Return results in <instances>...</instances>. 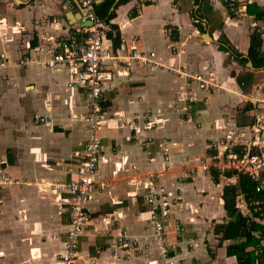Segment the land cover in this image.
<instances>
[{"label":"crops","instance_id":"obj_1","mask_svg":"<svg viewBox=\"0 0 264 264\" xmlns=\"http://www.w3.org/2000/svg\"><path fill=\"white\" fill-rule=\"evenodd\" d=\"M236 2L245 10L239 20L223 0H129L111 8L103 48L116 58L103 62L110 79L94 132L79 117L87 111L83 84L68 65H46L61 44L84 36L85 11L76 0H0V264H58L77 202L68 187L94 134L102 145L97 185L73 264H237L226 255L235 241L213 233L227 221L229 181L214 183L209 169L221 144L224 155L243 145L264 158V67L237 60L247 58L255 30L264 57V21L246 12L248 4L264 10V0ZM108 31L120 34L118 48ZM133 51L154 53V64L128 60ZM150 185L169 203L162 241L149 221ZM238 207L246 213L242 197ZM136 245L142 249L133 251Z\"/></svg>","mask_w":264,"mask_h":264},{"label":"built area","instance_id":"obj_2","mask_svg":"<svg viewBox=\"0 0 264 264\" xmlns=\"http://www.w3.org/2000/svg\"><path fill=\"white\" fill-rule=\"evenodd\" d=\"M80 7L85 11L79 18V24L82 26L83 37L71 38L59 47V51L53 54L47 61L46 65L50 68L59 64H66L71 69V74L81 82L84 86V91L81 93V99L87 105V111L80 114L79 117L85 121L89 127L97 132L99 124L103 115V107L101 104L102 86L104 81L110 79L109 73L103 70V62L105 60L115 59L116 57L109 51L103 48V23L100 22L93 12L91 0H76ZM223 4L232 16L233 19L239 20L245 16V10L237 5L236 0H223ZM128 60L139 63L143 66H151L154 64V53H139L133 51ZM24 62L21 61L20 65ZM3 64L0 63V66ZM81 66L78 70L76 66ZM200 89H209V84L196 76L192 79ZM73 87V84H68ZM261 102L264 104V95ZM215 146V145H214ZM218 153L213 160L212 168L217 170H231L235 169L240 173L246 175L247 178L260 182L256 187L259 192L264 188V158L262 154H248L243 158L228 154L224 155L227 147L219 145ZM101 139L96 134L86 142L83 150V158L81 162L80 171L78 174V181L69 185V190L76 196L77 202L72 206V219L70 228L66 235L65 251L59 256L58 264H73L77 258L78 238L84 230L88 218V209L86 204L91 198L92 192L96 188L95 175L99 164L101 154ZM205 170L209 168L204 166ZM105 186V184H102ZM151 190V191H150ZM147 203L151 207L149 214V221L154 225L155 237L162 241L164 221L167 217L166 211L169 208V203L158 197L152 191L150 185L149 195H147ZM175 231L178 235L181 233V224L174 225ZM125 233L121 232L117 236V243L120 247L124 244ZM146 247V246H144ZM147 248V247H146ZM142 246H133V251H140ZM162 255L165 256V247H161ZM172 264V262H167Z\"/></svg>","mask_w":264,"mask_h":264},{"label":"trees","instance_id":"obj_3","mask_svg":"<svg viewBox=\"0 0 264 264\" xmlns=\"http://www.w3.org/2000/svg\"><path fill=\"white\" fill-rule=\"evenodd\" d=\"M103 0L99 4H92L93 12L97 19L105 25L114 17V10L118 5L124 4L129 0ZM247 14L254 15L257 21H264V10L254 5H246ZM135 16V12L131 14ZM106 37L113 43V48L120 45V34L108 31ZM262 41L260 34L255 30L249 38V48L246 59H237L242 64L250 60L254 68L264 67V57L260 56ZM241 83L240 78H237ZM248 84V82L246 83ZM255 147L250 150V155L254 154ZM230 154L243 158L246 155L245 147L233 146ZM210 176L214 183L219 179L229 181L223 186L222 200L223 209L227 221L214 224L213 233L219 236L221 242L235 241L226 247V255L234 257L237 264H264V188L259 192L256 187L260 182L249 179L243 173L235 169L217 170L209 169ZM234 182H230L232 179ZM242 197L246 205V213L238 207V198Z\"/></svg>","mask_w":264,"mask_h":264},{"label":"water","instance_id":"obj_4","mask_svg":"<svg viewBox=\"0 0 264 264\" xmlns=\"http://www.w3.org/2000/svg\"><path fill=\"white\" fill-rule=\"evenodd\" d=\"M80 16V15H79ZM249 153L246 154V156L248 155Z\"/></svg>","mask_w":264,"mask_h":264}]
</instances>
